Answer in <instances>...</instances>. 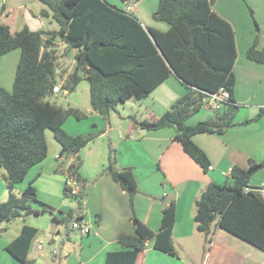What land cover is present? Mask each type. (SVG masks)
Returning <instances> with one entry per match:
<instances>
[{
    "label": "trees",
    "instance_id": "16d2710c",
    "mask_svg": "<svg viewBox=\"0 0 264 264\" xmlns=\"http://www.w3.org/2000/svg\"><path fill=\"white\" fill-rule=\"evenodd\" d=\"M38 1L51 11L57 31L36 32L25 26L11 33L9 27L0 22V57L13 50L20 51L11 92L0 88V169L4 170L7 191L6 200L0 202V226L22 214H52L53 209L37 200L31 183L20 194L14 191V186L24 180L28 170L46 158V130L53 133L59 144L60 157L71 159L68 175L81 180L77 172L81 165L78 153L98 134L71 136L63 130L67 118L82 120L86 115L78 109H64L48 102L46 99L54 94L52 88L56 85L69 92L85 80L91 110L107 119L117 105L147 97L174 74L184 85L185 94L155 120L138 121L133 116L129 119L143 131L175 129L174 140L206 172L208 158L191 138L197 134L224 133L234 125L238 107L233 99L234 32L212 9L215 0H158L153 19L169 26L165 32L143 29L133 15L105 0ZM248 12L256 34L245 57L264 65V46L257 48L259 29L249 7ZM41 15L47 16V11H42ZM56 42L65 45V50H76L74 69L69 74L56 72L59 69ZM220 89L229 93L228 103L222 104L220 110L206 120L186 125L185 121L203 108L207 94ZM261 114L264 107L260 108L259 116ZM115 155V150L110 148L103 173L127 191L131 199L137 192L133 172L131 168L117 169ZM263 167L264 160H250L245 169L233 166L229 173L231 183H210L195 200L193 221L206 244L210 243L212 225L216 221L225 232L264 252V197L249 185L252 175ZM63 196L76 200L77 211L81 210V195L70 197L64 187ZM33 202L43 207L33 211ZM58 213L63 214L60 222L65 224L74 217L72 211ZM174 220L172 199L162 211L158 232L135 219L132 234L118 238L125 249L108 252L104 264H136L139 253L149 241L155 250L176 257L172 243ZM51 221L58 222L56 216ZM36 235L37 229L23 224L20 233L5 246L6 252L18 264H35L28 254Z\"/></svg>",
    "mask_w": 264,
    "mask_h": 264
},
{
    "label": "crops",
    "instance_id": "0c3cea01",
    "mask_svg": "<svg viewBox=\"0 0 264 264\" xmlns=\"http://www.w3.org/2000/svg\"><path fill=\"white\" fill-rule=\"evenodd\" d=\"M243 1L215 0L212 6L234 32L236 55L232 70L235 77L233 99L238 107L234 125L224 133L197 134L191 138L206 154L208 170L204 172L183 152L180 144L174 140L175 129L168 127L143 131L129 119L133 116L138 121L155 120L169 110L186 92L174 74L161 82L147 97L130 99L117 105L107 119L94 113L89 105L85 108L86 117L82 119L85 122L81 125L68 118L62 125L68 135L98 134L78 153L81 165L77 172L80 181L84 183L80 197L81 210L77 211V207L72 210L63 203L65 172L68 167L58 166L57 159L61 162L64 158L60 157L61 148L53 133L50 131L47 135L49 130L45 131L46 158L31 167L24 180L14 186L15 193L20 194L31 183L36 190L37 200L53 209L52 214L30 213L26 216L27 225L37 229L28 254V258L35 264H104L108 252L125 249L118 243V238L122 234H132L135 219L153 232H158L162 211L171 199L175 203L172 243L177 256L155 250L152 241H149L139 253L136 264H264V252L225 232L217 226L216 221L212 225L210 243L206 244L204 236L196 231L193 221L194 202L208 184L231 183L229 173L233 166L245 169L250 160H264V114L259 116L260 108L264 107V65L245 57L254 39L253 34L248 39L240 40L238 37V28L242 25L237 9L244 11L245 8L248 11ZM121 4L119 9L133 15L143 29L161 32L168 30L169 26L165 22L153 19L158 0H131ZM44 10L47 16L41 15ZM0 22L7 25L11 33L25 26L36 32L58 30L51 11L38 0H0ZM56 43L57 50L62 48L66 54L73 53L71 68L64 71L69 74L74 69L76 50H65V45ZM263 46L264 43L258 41L257 48ZM19 57L18 49L0 57V88L7 92L12 90ZM61 71L58 69L56 72L59 74ZM128 103L132 105L126 110ZM194 116L185 122H190ZM199 121L203 119L196 117L189 125ZM110 148L116 153V168H131L133 172L137 192L131 199L127 191L103 173ZM3 174L0 169V202L7 198ZM249 185L257 188L264 197V167L252 175ZM31 207L33 211H39L43 206L33 202ZM58 211L78 213L90 227V233L82 236L70 228L69 223L60 222L63 214ZM53 216H56L57 223L51 221ZM58 224L64 225L63 233ZM39 237L48 240L52 248L60 246L59 253L53 250L49 257L40 253L43 247L38 248L41 245ZM13 239H2L0 233L1 264H18L5 250V246ZM34 248L38 252H35V258L32 259L30 252Z\"/></svg>",
    "mask_w": 264,
    "mask_h": 264
},
{
    "label": "rangeland",
    "instance_id": "374dc122",
    "mask_svg": "<svg viewBox=\"0 0 264 264\" xmlns=\"http://www.w3.org/2000/svg\"><path fill=\"white\" fill-rule=\"evenodd\" d=\"M105 1L109 4H115L114 6L118 8L122 7V4L119 0H105ZM243 2H245L246 8L249 7L253 12V19L259 29L258 31L259 43L260 42L264 43V0H244ZM237 10H238L237 12L239 13V17L241 19V25H242V27L238 28V37L240 38V40L241 38L248 39L249 36L252 34L253 36H255L256 34L255 25L247 9L244 8V11H241L240 9H237ZM57 55L61 59L60 62L58 63L59 69L62 70V72L70 69L72 59H73V53L66 54L62 48H59ZM59 83L60 82L58 81V84ZM88 88H89L88 83L85 80H81L76 86L75 90L69 91V92L66 91V93H65V90H60L58 93L53 94L52 96L48 97L46 100L52 104L57 105L58 107H61L64 109L68 107L75 108V109H78L79 111L81 110V112L84 113L85 108L89 107V89ZM131 105L132 103L126 104L125 109L127 110ZM121 110L122 109L120 108V111ZM193 115H195L193 120H191L190 122H185L186 125L192 126L189 124L192 121H194L196 117L197 118L201 117L203 120H206L211 115V113L205 110L204 108H201L198 112L194 113ZM192 116H190L189 118H191ZM68 119L69 121L80 124V125L82 122H85V120L76 122V120H74L73 118H68ZM49 133L51 132L48 131L47 135H49ZM57 160H58V166H60V168L62 167L67 168L70 164L69 159H64V161H61V162H59V159ZM2 171L4 173V170ZM64 198H65V201L63 202L64 205L67 207H70V209L72 210H75L77 207L76 200L71 199V198H66V197ZM25 220H26V216L22 214L21 216L11 220L8 223H3L1 225V229H2L1 238L5 240H11L12 238H15L19 234L22 225L27 224V221ZM58 228L61 230V233H63L64 225L58 224ZM39 240H40L41 246L43 247V250L39 252L42 253L43 255H46L47 257H49L50 252H52L53 250H55L56 253H59L60 246L59 247L56 246L55 248H52L50 247V243L48 240H45L43 237H39ZM36 251L37 250L35 248L31 250L30 253H31L32 259L35 258L34 255L36 254L35 253Z\"/></svg>",
    "mask_w": 264,
    "mask_h": 264
},
{
    "label": "built area",
    "instance_id": "2783aa9c",
    "mask_svg": "<svg viewBox=\"0 0 264 264\" xmlns=\"http://www.w3.org/2000/svg\"><path fill=\"white\" fill-rule=\"evenodd\" d=\"M60 86L56 85L52 88V92L58 93L60 91ZM229 101V93L223 89H220L218 92L213 94H207L205 99L203 108L210 113H215L220 110L222 104L228 103ZM71 163V160L69 161ZM84 183L78 180L75 176H70L65 172V180L64 187L66 192L70 197H79L81 195V191L83 189ZM78 215V213H74V217L69 222L70 228L76 230L80 235L85 236L90 233V227L84 221V219ZM41 248V245L38 246Z\"/></svg>",
    "mask_w": 264,
    "mask_h": 264
}]
</instances>
